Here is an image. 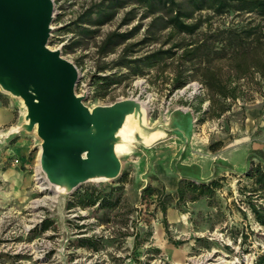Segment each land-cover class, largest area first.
I'll use <instances>...</instances> for the list:
<instances>
[{
	"label": "rangeland",
	"instance_id": "rangeland-1",
	"mask_svg": "<svg viewBox=\"0 0 264 264\" xmlns=\"http://www.w3.org/2000/svg\"><path fill=\"white\" fill-rule=\"evenodd\" d=\"M91 1L54 0L49 45L53 49L58 48L73 63L78 61L79 80L75 92L83 96V102L88 107L108 105L126 98H133L138 104L135 107L138 117L131 119L136 128L132 133L121 134L111 141L114 151L115 146L120 145L118 152L115 151L121 162L119 173L113 178L80 184L107 190L125 172L127 182L123 203L112 211L95 207L67 209L66 203L73 190L67 191L48 180L39 162L42 140L34 127L29 128L26 105L20 96L0 86V93L21 110V119L15 124L0 126V264H134L135 256L142 261L148 259L146 264H255L257 254L264 252V226L252 219L243 221L233 207H230V215L227 214V207L224 208L227 218L217 222L215 209L206 208V201L193 209L187 205L182 211V221L168 223L169 234L162 228L158 237L155 231L150 241L136 250H133V237L128 235L131 230L125 220L135 221L138 217L136 209L140 207V187L149 182L154 185L160 183L152 172L156 165H165L172 160L173 167L174 161L208 160L213 155L233 151L235 169L241 170L245 147L264 149V87L262 91L250 93L252 98L234 102L231 110L220 118H207L201 112L206 109L208 101L201 103V110L194 108L205 96V89L197 79L169 92L167 79L175 66L171 63L165 69L160 66L145 76L132 78L130 82L114 88L103 99L95 98L89 85L94 65L93 42L89 47H79L71 53H63L61 49L71 35L62 27ZM122 12L101 28L102 33L116 26ZM194 15L207 22L193 36H179L186 41L204 31L206 25L211 24L212 32L217 27L245 24L253 16L238 11L216 15L211 10ZM147 21L145 19L143 23ZM139 37L140 34L134 40ZM164 39L165 36H160L159 42ZM153 46L157 44L149 48ZM139 49L142 53L146 48ZM113 57L115 54L106 60ZM221 65L225 64L219 62L218 66ZM201 118L204 121H200ZM157 133L160 135L154 141L147 143L144 140ZM216 137H223L226 143L219 151L211 152L209 144L215 142ZM229 188L235 189V178L231 176H228L224 191L218 194L222 207L231 199L225 197ZM45 219H50L53 227L44 232L41 225ZM80 225L84 227L80 229ZM133 225L142 232L146 230L143 221ZM231 226L243 227L247 235L244 242L231 240L228 234ZM84 230L85 234L102 236L103 247L98 252L74 246L75 239ZM197 237L205 241H196ZM150 247H157L160 252L155 253Z\"/></svg>",
	"mask_w": 264,
	"mask_h": 264
},
{
	"label": "trees",
	"instance_id": "trees-1",
	"mask_svg": "<svg viewBox=\"0 0 264 264\" xmlns=\"http://www.w3.org/2000/svg\"><path fill=\"white\" fill-rule=\"evenodd\" d=\"M121 10L123 12L116 26L102 33L101 28L113 21ZM203 10H211L216 15L238 11L253 16L245 24L217 27L212 32L210 24L193 39L186 41L180 38L182 34L193 36L207 22L194 15ZM145 19L148 21L144 24ZM62 29L71 33L62 44L63 53L89 47L93 42L94 65L89 85L95 98L103 99L114 88L130 82L132 78L145 76L160 66L165 69L171 63L175 66L167 79L169 92L197 79L205 89V96L194 108L199 111L201 103L208 101L206 109L201 112L207 118H220L231 110L234 102L250 99L253 91H262L264 87V0H93L84 5ZM138 34L140 37L134 40ZM160 36H165L162 42H159ZM154 44L157 46L149 48ZM139 48L146 49L139 53ZM112 54L115 57L106 60ZM77 62L74 61V64L77 65ZM219 62L225 65L218 66ZM222 145V141H215L209 144V150L216 151ZM173 168L181 176L175 191L168 192L161 183L145 184L140 191L137 219L125 220L131 230L128 235L133 237V250L150 241L153 233L151 221L158 212L161 213L164 230L169 234L167 209L173 206L182 212L188 203L202 198L209 208L215 209L217 222L226 220L224 208L227 207V214L230 215V207H233L243 221L252 219L264 226V149L250 148L241 170L226 162H214L209 179L187 175L183 172L186 167L178 161H174ZM228 176L235 178V189H228L225 197L231 199L222 207L218 194L224 191ZM126 182L127 173L123 172L107 190L80 185L71 192L66 208L95 207L105 211L119 208L123 203ZM142 221L146 226L144 232L133 225ZM41 226L45 232L53 227V222L45 219ZM82 227L80 225V229ZM85 232L82 231V235L75 239L74 246L98 252L103 247L102 236ZM228 234L233 242L238 239L244 242L247 236L242 226H231ZM195 240L205 241L201 237ZM150 249L160 252L157 247ZM148 261L134 258V264H146ZM254 263L264 264V252L257 254Z\"/></svg>",
	"mask_w": 264,
	"mask_h": 264
},
{
	"label": "water",
	"instance_id": "water-1",
	"mask_svg": "<svg viewBox=\"0 0 264 264\" xmlns=\"http://www.w3.org/2000/svg\"><path fill=\"white\" fill-rule=\"evenodd\" d=\"M53 18L54 0H0V76L13 79L18 92L13 94L28 109L29 128L37 124L42 169L48 177L65 175L70 191L101 169L110 178L119 173L109 124L138 104L133 98L92 108L84 104L75 92L76 65L49 45ZM92 139L109 144L110 155L102 145L89 147Z\"/></svg>",
	"mask_w": 264,
	"mask_h": 264
},
{
	"label": "crops",
	"instance_id": "crops-1",
	"mask_svg": "<svg viewBox=\"0 0 264 264\" xmlns=\"http://www.w3.org/2000/svg\"><path fill=\"white\" fill-rule=\"evenodd\" d=\"M1 95L2 96L0 97V126H8L15 124L18 120L21 119V115H20L21 110L16 109V105L13 103L11 99H8L6 95L3 94ZM215 141H222L223 144L226 143V139H224L223 137H216ZM219 149L216 151H219ZM248 150L249 149L245 147L244 151L242 152L243 155L247 154ZM211 152H215V151H211ZM233 157H234L233 151L231 152L227 151L226 153L213 155L208 160L194 159L187 161L183 159L182 161L179 162V164L184 166V168L186 167L185 169H183V172L186 173L187 175L198 179H209L213 173L212 171L213 164L216 161L229 163L235 169L234 163L232 161ZM171 161L172 160H169L168 162H166L165 165L158 164L154 168H152L153 174L156 176L159 182L165 186L168 192L175 191L179 178L181 177L180 174L172 167ZM244 165H245V160L243 167ZM142 187L143 185L140 187V190ZM140 190H138V193H140ZM204 201L205 199L202 198L198 201L188 203V206H191L193 209L195 208L196 205H199L201 202ZM206 208H208V206ZM160 218H161V213L158 212L156 214V218L152 220V225H151L153 233H155L156 231L158 237L161 232V229L164 228L162 227L161 224L162 222H160ZM166 218L168 223H176L178 221L183 220L182 219L183 214L181 211L177 210L173 206H170L167 209ZM153 238L155 239L154 236ZM161 242L162 241L160 240V243Z\"/></svg>",
	"mask_w": 264,
	"mask_h": 264
},
{
	"label": "bare ground",
	"instance_id": "bare-ground-1",
	"mask_svg": "<svg viewBox=\"0 0 264 264\" xmlns=\"http://www.w3.org/2000/svg\"><path fill=\"white\" fill-rule=\"evenodd\" d=\"M0 86L4 89H6L7 91L9 92H12V93H17V89L14 85V82H13V79L11 77H7V76H0ZM20 99L22 100V102L24 103L25 105V102L23 100V98L20 97ZM142 112V115H144V110L142 108L141 110ZM26 115H28V109H27V106H26ZM138 117V112L136 111V108L134 107L133 109H131L126 115L124 116H120L118 119H116L114 122H111L109 124V130L112 131V134H113V137L114 138H118L119 136H121V134H130L133 132V130L136 128V125H134L132 123V118L133 117ZM34 128L37 130V124L34 125ZM90 131H94L93 128L90 129ZM159 133L157 134H152L150 136H147L144 138V140L147 142V143H150L152 141H154L156 138L159 137ZM91 144L89 147H92V146H99V145H102L103 147L106 148V151L105 153H107L108 155H110V145L107 144L106 142H103V141H100V140H97V139H92L90 140ZM119 145V144H118ZM116 145L115 146V151L118 152V148L119 146ZM89 148H86L85 150H82V155H84L87 151H88ZM115 151L113 150V154L114 156L119 160L120 162V159L118 158V156L116 155ZM40 166H41V146H40ZM120 167H121V162H120ZM42 168V167H41ZM48 176V175H47ZM112 175L109 174L108 171H106L105 169H101L97 172H94V173H91L90 175L87 176V178L85 179V181H96V180H101V179H108L110 178ZM48 180L52 183H56L57 186H62L64 187L67 191L70 189L71 187V184L70 182L68 181L67 177L65 175H59V176H52V177H48Z\"/></svg>",
	"mask_w": 264,
	"mask_h": 264
}]
</instances>
